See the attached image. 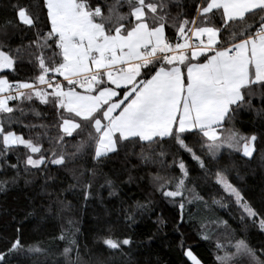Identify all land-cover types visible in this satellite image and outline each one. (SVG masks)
<instances>
[{
  "label": "snow or ice",
  "instance_id": "1",
  "mask_svg": "<svg viewBox=\"0 0 264 264\" xmlns=\"http://www.w3.org/2000/svg\"><path fill=\"white\" fill-rule=\"evenodd\" d=\"M11 7L22 24L35 30L23 47L36 74L30 82L10 81L24 55L8 46L4 26L0 157L22 151L26 173H49V165L68 169L87 200L97 169H82L79 161L91 156L99 164L138 146L142 162L163 170L152 176L155 190L178 207L183 221L187 205L209 207L195 190L181 155L187 153L202 170L201 178L219 186L220 198L210 197L211 203L222 208L234 203L241 220L264 231V204L255 207L229 179L232 153L251 160L257 152V135L241 134L233 121L240 110L253 108V99L264 105V0H195L194 14L185 12L181 0H39ZM41 10L46 31L40 26ZM34 100L49 106L54 121L24 122L29 112L37 120L45 116ZM14 125L27 129V138ZM20 162V156L16 163L0 162V192L18 182ZM8 169L16 171L9 175ZM105 183L112 189L110 179ZM144 210L147 205L137 204L125 210L126 218L134 222L137 211ZM68 211L70 205L58 197L44 209L58 216ZM75 231L68 227L56 237L66 241L60 264H82ZM200 236L214 241L218 264H264V249L233 237L227 221L201 218ZM101 239L110 258L91 264H113L133 244L130 237L111 233ZM48 251L39 243L25 246L17 236L0 251V264H11L10 257L21 252L40 264ZM184 255L190 264H201L191 248Z\"/></svg>",
  "mask_w": 264,
  "mask_h": 264
},
{
  "label": "trees",
  "instance_id": "2",
  "mask_svg": "<svg viewBox=\"0 0 264 264\" xmlns=\"http://www.w3.org/2000/svg\"><path fill=\"white\" fill-rule=\"evenodd\" d=\"M38 2L39 0H0V29L7 26L8 46L13 50L21 48L24 55V58L17 62L18 71L9 74L10 81L30 82V78L36 74L23 47L29 44L35 30L18 20L11 5L26 6ZM181 3L185 5V12L194 14L195 0H181ZM38 15L40 26L46 31L44 10ZM168 33L172 34L171 28ZM32 103L45 113V116L37 120L29 112L23 118L25 123L29 120L43 123L54 121L49 106L41 105L37 100ZM252 104V109H242L238 112L233 125L241 134L257 135V152L251 160L239 153H232L229 179L259 208L264 204V159L261 158L264 155V142L261 140V137H264V105L258 98L253 99ZM14 127L21 130L27 138V129L19 125ZM55 131V128L51 129V133L54 134ZM44 143L47 147L46 138ZM139 151L138 146L127 152L121 150L118 154H110L109 158L99 164L92 160L91 156L81 159L78 166L82 169H97L93 195L87 200L83 198L82 189L74 186L76 181L68 169L57 170V166L49 165V173H37L35 170L26 173L22 151L9 152L0 157V162L7 160L11 163H16L18 156L21 158L18 182L0 192V251H7L8 245L19 236L25 246L39 243L49 250L47 257L39 258L40 264H60L65 259L61 253L66 241L56 237L62 230L71 227L76 230L74 238L79 247L82 264H91L96 258H110L101 239L110 233L133 240L130 248L125 246L126 255L116 257L113 264H190L184 255L186 248H191L202 264H218L214 241L204 240L200 236V220L205 216L227 221L233 237L244 239L257 250L264 249V231L250 221L241 220V212L234 203H229L226 208L211 203L210 197L220 198L219 186L213 187L211 182L201 178L202 170L187 153L181 155L189 167L190 177L195 181V190L209 201V207L198 208L195 202L187 205L182 221L178 207L162 197L152 182V176L157 171L163 174V170L156 164L142 162ZM7 171L12 175L16 170ZM174 171L179 174L178 169ZM106 179L113 182L112 189L115 194L109 195L112 189L105 183ZM57 197L70 205V211L63 216L46 214L44 209ZM137 204L147 205V210L137 211L134 222L129 221L125 210L135 208ZM189 212L192 219L188 218ZM69 217L73 221L71 226L68 225ZM10 259L11 264H37L35 259L23 252L11 256ZM72 259H76L75 254Z\"/></svg>",
  "mask_w": 264,
  "mask_h": 264
},
{
  "label": "rangeland",
  "instance_id": "3",
  "mask_svg": "<svg viewBox=\"0 0 264 264\" xmlns=\"http://www.w3.org/2000/svg\"><path fill=\"white\" fill-rule=\"evenodd\" d=\"M202 264V263H201Z\"/></svg>",
  "mask_w": 264,
  "mask_h": 264
}]
</instances>
